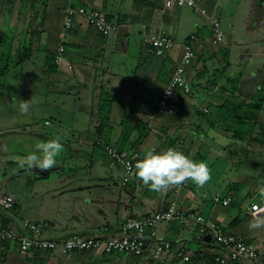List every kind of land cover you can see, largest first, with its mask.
Returning a JSON list of instances; mask_svg holds the SVG:
<instances>
[{
  "label": "crops",
  "instance_id": "crops-1",
  "mask_svg": "<svg viewBox=\"0 0 264 264\" xmlns=\"http://www.w3.org/2000/svg\"><path fill=\"white\" fill-rule=\"evenodd\" d=\"M196 2L211 17L220 19L224 38L218 44L213 43L207 17L189 7L193 16L188 17L186 6L165 8L163 0H0V37L11 40L12 58L13 53L15 58L19 56L15 63L11 61L7 73L30 65L39 72L35 79L40 84V92L36 91L39 97L34 95L32 99H40L42 103L46 94L57 97L50 109H43L39 117L20 128H24V134L31 137L35 145L55 137L64 145L62 158H57L52 170L41 172L25 167L31 186L19 194L21 199L8 194L14 198L15 207L9 211L0 209L2 220L16 225L23 219L41 223L45 226L42 237L58 240L79 231L97 233L103 226H109V232H114L127 217H144L175 201L184 212H198L206 222L220 225L226 232L256 245L257 261L230 264H264V228L250 230L249 220L253 217L245 212L248 202H259L254 197L264 194V182L259 177L262 172L256 169L261 167L255 166L256 162L252 165L254 170L241 169L240 165L224 183L215 181L213 197L221 194L230 196L232 201L229 206L216 203L208 216L204 214L203 198L207 193L203 188L189 181L167 192L156 193L135 176L123 186L122 166L105 159L96 145L100 128L101 136H109L110 142L117 143L125 119L135 116L148 125V134L138 139V133L133 132L131 141L123 147L137 149L141 154L139 159L148 149L159 152L168 148L169 141L195 161L200 157L207 162L211 153L222 156L230 149L239 156L241 152L253 151L256 161L264 157V0ZM80 5L101 10L118 24V31L103 35L82 17H76L73 26L66 29L65 9ZM242 8L246 9L244 14ZM241 22L243 26L239 25ZM160 29L174 37L176 46L157 55L146 44L145 35ZM191 34H196L204 44L203 48L196 46L197 57L187 67L192 91L190 94L178 92L181 111L159 115L156 113L158 102L181 57L182 44ZM61 46L64 52L56 60ZM116 54L123 58L115 60ZM129 55L134 59L133 68L131 73H122L120 69ZM50 56L53 65L48 63ZM220 71L221 78L213 81L215 72ZM227 78L233 82L226 81ZM146 80L161 84L159 99L153 105L142 100V94L134 90ZM78 87L92 93L90 102L81 99ZM68 99L73 106L67 105ZM104 100H112V109L109 123L102 125L100 106ZM227 100L247 106L249 119L242 125L239 137L217 121L219 109ZM257 105L259 107H255ZM219 140L222 142L218 143ZM230 140L236 143H232L233 147ZM240 140L245 142L244 146L239 144ZM66 153L71 155L70 159L65 157ZM26 155L14 151L6 155L8 158L0 155V160L19 164V159ZM114 174H119L116 182ZM230 206L237 210L228 209ZM157 239L169 240L174 252L181 247L202 252L208 247L204 241L213 243L215 254L221 252L209 232L202 238L198 236L194 222L161 223L157 227ZM15 244L0 242V264H75L81 259V254L63 259L46 252L39 253L38 257L31 254L25 260L17 259L11 255ZM154 245L152 240L150 246ZM14 249L22 255L19 248ZM96 253L99 252L92 254ZM170 257L174 259L173 254ZM143 259L157 264L149 256ZM200 260L197 264H219Z\"/></svg>",
  "mask_w": 264,
  "mask_h": 264
},
{
  "label": "built area",
  "instance_id": "built-area-1",
  "mask_svg": "<svg viewBox=\"0 0 264 264\" xmlns=\"http://www.w3.org/2000/svg\"><path fill=\"white\" fill-rule=\"evenodd\" d=\"M165 8L173 6L189 7L193 12L208 18L213 43L218 44L224 38V32L220 19L211 17L208 11L198 5L196 0H163ZM65 27L73 26L76 17H82L91 27L97 29L103 35L116 32L119 29L117 23L111 21L106 14L99 9H88L85 6H69L65 9ZM63 34H61L62 36ZM145 42L157 55L172 50L176 46L174 37L165 30L145 35ZM203 48V42L198 40L196 34L189 36V41L182 44V54L177 62L170 80L168 81L157 105V114H174L181 110L182 105L177 100L178 91L190 94L192 87L187 79V67L196 59L197 48ZM64 47H60L56 60L62 57ZM208 112L207 108H203ZM106 154L124 167L122 185L125 186L134 178L130 168L134 170V162L141 157L139 151L120 148L117 143H106L100 139ZM178 185L177 187H180ZM213 201L224 206L231 204L230 196L216 194ZM15 200L11 195H0V209L12 210ZM245 212L252 217L264 216V199L261 202L250 201ZM178 221L180 224L196 223L198 236L202 238L208 232L214 242L221 248V252L214 256V261L219 264H230L241 260L257 261L259 253L256 245L243 237L226 232L220 225L206 222L203 215L195 211L184 212L175 201L157 212H151L144 217H127L114 232H109V226H103L101 230L92 235L72 233L63 239H48L42 237L44 225L28 219L21 220L19 225L14 223L4 224L0 218V241L14 242L19 252L31 255L36 251L51 250L60 254L82 253L84 251L106 252L107 254L133 253L138 256H149L157 264H185L195 255L184 247L173 251V245L169 240L157 239V227L161 223ZM155 241L153 247L150 242ZM174 255V259L170 256Z\"/></svg>",
  "mask_w": 264,
  "mask_h": 264
},
{
  "label": "rangeland",
  "instance_id": "rangeland-1",
  "mask_svg": "<svg viewBox=\"0 0 264 264\" xmlns=\"http://www.w3.org/2000/svg\"><path fill=\"white\" fill-rule=\"evenodd\" d=\"M188 7H185V10L189 13H186L187 16H193L192 12L187 9ZM246 11L245 8H242V14ZM239 19V17H238ZM243 19V16L241 17V20ZM240 26H243V23L241 22L239 24ZM188 27H185V31H187ZM134 49V48H133ZM131 48V50L133 51ZM23 54V51L20 53ZM63 54V53H62ZM15 54L13 53V58L11 59L12 62L15 63ZM121 56L116 54L114 56L115 60H118ZM123 58V57H121ZM135 58V56H133ZM126 59V62L123 63L121 72H129L131 73V70L133 68V60L131 55H129ZM27 64L29 62L27 61ZM120 65V64H119ZM122 65V64H121ZM30 65H27L23 68H16L15 70H11L5 77H0V155L4 156L5 158H8L6 155L9 156L10 152L18 151L24 154H29L33 151H35V141H32L31 137L26 136L24 134V128H20L21 126L25 125L26 123H30L33 121L34 118H37L41 115V111L43 109H50L51 106L54 104V101H56L57 97L54 94H46L44 99L45 101L40 103V99H37L35 101L32 99L31 96H38L37 92H40V84L35 79V76L39 74V72L33 70V67H29ZM78 92L80 91V97L85 102H90L92 93H88L83 88L78 87ZM126 89V88H121ZM108 90V89H107ZM134 90L139 91L142 95L140 98L145 101L148 100L150 105L155 104L158 99L161 92V84L157 81H144L141 85L136 86ZM37 91V92H36ZM106 91V88H105ZM74 94H77L74 91ZM42 95V94H41ZM41 97V96H40ZM55 99V100H54ZM31 100L33 103H31V107L29 108V111L27 114H21L19 110L20 101H28ZM90 100V101H89ZM58 102V101H57ZM67 105L73 106L71 99H68ZM78 105V102L76 103V106ZM93 119V118H91ZM77 121V120H76ZM75 121V122H76ZM79 123L81 120H78ZM81 124V123H80ZM85 126V124H83ZM83 126V127H84ZM239 127H237L238 129ZM72 137V136H70ZM223 139V138H222ZM228 141V140H227ZM222 142L219 140L218 143ZM234 141L230 140L229 143H231L230 147H233L234 144H236ZM72 145H74V142H71ZM233 143V145H232ZM205 144V143H204ZM239 144H242L244 146L245 142H242L240 140ZM99 149L102 152L105 159H107L109 162H114L113 164H116L118 162L114 161L112 158H110L104 151V149L100 146ZM71 149V147H70ZM70 152V150H68ZM71 154V153H69ZM79 154V153H78ZM200 154H203L201 151ZM65 157H69L70 159L71 155L65 154ZM212 156H210L209 161L205 162L209 169L211 170V180L205 184L203 189L206 191L207 195L203 198L204 203L206 204V209L204 211L205 215H210V212L212 211V207L216 204L213 201V193L214 189L216 187L217 183H224L227 181L231 175L234 174L235 170L238 169V166L241 165V169L244 168V170H247V167H249L250 170H254L253 163H255V166L261 167L256 168L257 171L260 170L262 173H260V178L264 182V157L261 156L257 159L254 157L253 151H247V152H241V155L239 156L238 153L232 152L230 149L228 152H225V155L220 156L219 153L215 155V153H211ZM61 157V156H60ZM58 157V158H60ZM4 158V159H5ZM62 158V157H61ZM197 162L203 161L202 158L198 157L196 159ZM204 162V161H203ZM120 164V163H118ZM121 165V164H120ZM122 166V165H121ZM252 166V167H251ZM26 168H22L20 164H16L14 162H9L6 160H0V194L8 195L13 194L16 197H20L19 194H22V192L25 189H28L31 186V179L29 178ZM123 169V177L125 174L124 167ZM119 174H114V180L115 182L118 181ZM189 182V181H188ZM259 195V194H258ZM262 198H261V197ZM264 198V194H260L259 196L254 197L255 201L261 202ZM249 200H247L248 202ZM249 203V202H248ZM228 209L237 210L236 207L230 206ZM249 220V219H248ZM251 221V220H249ZM45 227V226H44ZM93 231V230H92ZM92 231H79L78 234L81 235H92L95 232ZM75 233V232H74ZM2 242V241H0ZM10 244L11 242H7ZM16 245V246H15ZM11 247V255L13 257H16L17 259L20 257L22 259H27V256L19 253L14 252V248L18 249L17 244H15ZM39 252H46L45 250L39 251ZM90 252V253H89ZM86 253V254H85ZM89 253V254H87ZM95 253V252H92ZM91 251H84L82 253H67V254H60L58 252H55L54 257H62L63 259L65 257L73 256L74 254H81V259L78 263L75 264H151L152 262L149 259H143V256L139 257L134 255L133 253H120V254H101L102 251L96 254H92ZM83 254V255H82ZM149 260V261H148ZM54 261H56L54 259ZM69 261H71L69 259ZM61 264V263H59ZM67 264V263H66Z\"/></svg>",
  "mask_w": 264,
  "mask_h": 264
},
{
  "label": "clouds",
  "instance_id": "clouds-1",
  "mask_svg": "<svg viewBox=\"0 0 264 264\" xmlns=\"http://www.w3.org/2000/svg\"><path fill=\"white\" fill-rule=\"evenodd\" d=\"M31 100L20 101L21 114H27ZM35 151L19 159L22 168L39 169L41 172L52 170L57 158L64 151L59 137L38 142ZM132 175L149 190L164 193L173 187L191 181L198 188H203L211 180V170L203 161H195L184 152L168 147L157 152L154 148L145 151L143 158L137 159ZM250 230L264 228V216H255L249 222Z\"/></svg>",
  "mask_w": 264,
  "mask_h": 264
},
{
  "label": "trees",
  "instance_id": "trees-1",
  "mask_svg": "<svg viewBox=\"0 0 264 264\" xmlns=\"http://www.w3.org/2000/svg\"><path fill=\"white\" fill-rule=\"evenodd\" d=\"M186 41H189V37L187 38ZM11 40L8 38H5L4 36L0 37V77L6 75L8 71L9 64L11 63L12 59V54H11V47H10ZM56 59V56H55ZM49 64L53 65V57L50 56L48 60ZM222 72H215V77L212 79L213 81L217 80L218 78H221ZM170 80V78H169ZM168 80V81H169ZM228 82H233L231 79H226ZM168 83V82H167ZM179 92V91H178ZM183 93V92H182ZM180 103V102H179ZM181 104V103H180ZM246 105L244 103H234L232 100H227L225 103H223V106L219 109L220 113L218 114V122L220 123L221 127H223L225 130H233L235 133L234 135L239 137L242 125L249 119L248 116H246ZM259 107V105L255 106ZM112 109V100H104V102L100 106V112L102 113V125H105L109 123L110 121V112ZM181 111V110H180ZM179 112V111H178ZM177 113V112H176ZM175 114V113H174ZM237 127H239L237 129ZM149 127L147 124L143 123L140 119L137 117H132V118H126L125 119V126L123 128V131L120 135V139L117 141V144L119 145L120 148H124L123 146L131 141V134L133 132H137L138 139H142L148 134ZM100 135V139L104 140L106 143H112L110 142L109 136H101V128L98 131ZM137 143V141H134ZM134 143V145H136ZM133 144V143H132ZM174 142L169 141L168 147H174ZM97 146L102 147L101 145L97 144ZM103 148V147H102ZM137 150V149H134ZM138 151V150H137ZM106 153V152H105ZM136 162V161H135ZM134 162V164H135ZM130 182V181H129ZM128 182V183H129ZM127 183V184H128ZM232 199V198H231ZM15 207V204H14ZM13 207V209H14ZM4 224H7L8 222L3 220ZM206 249H204L202 252L201 251H196L194 257L189 261V263H199L202 258V260H205L207 262H212L215 263L214 261V256L216 255L214 250V246L212 245L213 243L211 241L206 242ZM212 243V244H211ZM215 247H219L218 245ZM46 253H55L54 251L51 250H45ZM39 251L34 252L33 254L38 257ZM104 255L107 254L106 252H102ZM32 254V255H33ZM138 256V255H136ZM141 256H138V258ZM188 263V262H187ZM186 264V263H185Z\"/></svg>",
  "mask_w": 264,
  "mask_h": 264
}]
</instances>
